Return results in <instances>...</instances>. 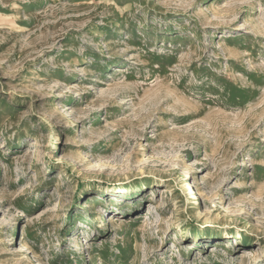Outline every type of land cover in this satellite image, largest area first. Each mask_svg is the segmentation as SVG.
Returning <instances> with one entry per match:
<instances>
[{
	"label": "rangeland",
	"instance_id": "rangeland-1",
	"mask_svg": "<svg viewBox=\"0 0 264 264\" xmlns=\"http://www.w3.org/2000/svg\"><path fill=\"white\" fill-rule=\"evenodd\" d=\"M51 253L264 264V0H0V264Z\"/></svg>",
	"mask_w": 264,
	"mask_h": 264
},
{
	"label": "bare ground",
	"instance_id": "bare-ground-1",
	"mask_svg": "<svg viewBox=\"0 0 264 264\" xmlns=\"http://www.w3.org/2000/svg\"><path fill=\"white\" fill-rule=\"evenodd\" d=\"M57 254H59V253L48 254L45 257H42V258L38 259L37 263L38 264H51L52 260H54V258L56 257ZM68 254L69 253H68V251L66 249L62 252L63 256H68Z\"/></svg>",
	"mask_w": 264,
	"mask_h": 264
}]
</instances>
